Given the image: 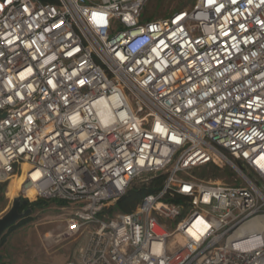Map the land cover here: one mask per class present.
<instances>
[{
	"label": "built area",
	"instance_id": "obj_1",
	"mask_svg": "<svg viewBox=\"0 0 264 264\" xmlns=\"http://www.w3.org/2000/svg\"><path fill=\"white\" fill-rule=\"evenodd\" d=\"M147 2L0 0V191L73 205L65 264H264V0Z\"/></svg>",
	"mask_w": 264,
	"mask_h": 264
},
{
	"label": "rangeland",
	"instance_id": "obj_2",
	"mask_svg": "<svg viewBox=\"0 0 264 264\" xmlns=\"http://www.w3.org/2000/svg\"><path fill=\"white\" fill-rule=\"evenodd\" d=\"M196 0H148L143 8L142 20L168 16L173 11L190 9ZM202 170L209 171V167ZM201 170V172H202ZM21 179L11 181L0 191V218L6 214L17 193ZM14 197V198H13ZM31 213L21 226L6 234L0 241V264H65L75 260L85 247L89 228L82 226L77 232L69 233L67 226L73 205L58 201L33 206Z\"/></svg>",
	"mask_w": 264,
	"mask_h": 264
},
{
	"label": "trees",
	"instance_id": "obj_3",
	"mask_svg": "<svg viewBox=\"0 0 264 264\" xmlns=\"http://www.w3.org/2000/svg\"><path fill=\"white\" fill-rule=\"evenodd\" d=\"M43 3H55V0H40ZM211 174L213 178H219L220 173L219 170L216 167H209V171L203 170L202 171V177H208V175ZM5 188V185L1 186V191H3ZM152 192L150 188H138V189H132L127 194L118 200L114 205V210H117L122 213H128L134 209L136 204L139 202V200L146 194ZM30 201L27 200L26 206H22V208H27V206H31ZM46 204L44 200H37L35 203H33V206H41ZM29 217H26L24 219L19 220L15 225L8 228L7 232L0 238V241H2L6 234L11 232L13 229L23 225Z\"/></svg>",
	"mask_w": 264,
	"mask_h": 264
},
{
	"label": "water",
	"instance_id": "obj_4",
	"mask_svg": "<svg viewBox=\"0 0 264 264\" xmlns=\"http://www.w3.org/2000/svg\"><path fill=\"white\" fill-rule=\"evenodd\" d=\"M26 204L27 201L20 200L18 196L13 199L10 210L0 218V238L9 227L15 225L19 220L26 218L31 213L30 209L19 212L20 207L26 206ZM1 258L2 256H0V260Z\"/></svg>",
	"mask_w": 264,
	"mask_h": 264
},
{
	"label": "bare ground",
	"instance_id": "obj_5",
	"mask_svg": "<svg viewBox=\"0 0 264 264\" xmlns=\"http://www.w3.org/2000/svg\"><path fill=\"white\" fill-rule=\"evenodd\" d=\"M11 181H13V182H16V181H17V179L13 178ZM19 186H20V184H19ZM19 186H18V189H19ZM17 194H18V190H17V193L14 195V197H16V196H17ZM14 197H13V198H14Z\"/></svg>",
	"mask_w": 264,
	"mask_h": 264
},
{
	"label": "flooded vegetation",
	"instance_id": "obj_6",
	"mask_svg": "<svg viewBox=\"0 0 264 264\" xmlns=\"http://www.w3.org/2000/svg\"><path fill=\"white\" fill-rule=\"evenodd\" d=\"M24 210H26V208L23 209L22 206H21L20 209H19V212H23ZM23 219H24V218H23ZM12 226H13V225H12ZM7 230H8V229H7ZM7 230L5 231V233L7 232ZM5 233H4V234H5ZM4 234H3V235H4ZM3 235H2V236H3Z\"/></svg>",
	"mask_w": 264,
	"mask_h": 264
}]
</instances>
